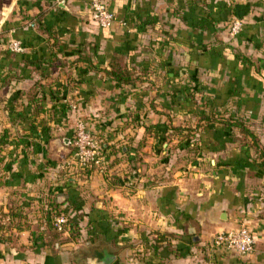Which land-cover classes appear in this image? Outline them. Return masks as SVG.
<instances>
[{
	"label": "crops",
	"instance_id": "obj_1",
	"mask_svg": "<svg viewBox=\"0 0 264 264\" xmlns=\"http://www.w3.org/2000/svg\"><path fill=\"white\" fill-rule=\"evenodd\" d=\"M103 1L116 16L105 30L90 0H0V212L12 219L0 264H264L262 159L237 129L185 131L219 111L264 149V1ZM117 54L139 83L102 72ZM80 120L101 147L88 172L73 164ZM174 149L194 151L197 169L169 170ZM60 211L78 242L50 236ZM243 224L257 232L251 255L212 247Z\"/></svg>",
	"mask_w": 264,
	"mask_h": 264
},
{
	"label": "built area",
	"instance_id": "obj_2",
	"mask_svg": "<svg viewBox=\"0 0 264 264\" xmlns=\"http://www.w3.org/2000/svg\"><path fill=\"white\" fill-rule=\"evenodd\" d=\"M91 21L100 29H110L116 22V16L109 5L103 0H90ZM243 22L235 19L231 25L232 36L240 34ZM9 50L14 54L25 51L23 43L19 40L9 42ZM73 163L79 169H87L101 164V147L95 134L89 129L86 122L80 120L75 127V135L72 141ZM3 217L4 224L11 222L10 214ZM68 218L64 215L56 216L54 226L58 232L64 231ZM257 232L249 224H243L231 231L220 232L213 238L212 247L223 249L226 252L237 253L239 256H248L255 251L257 244Z\"/></svg>",
	"mask_w": 264,
	"mask_h": 264
},
{
	"label": "trees",
	"instance_id": "obj_3",
	"mask_svg": "<svg viewBox=\"0 0 264 264\" xmlns=\"http://www.w3.org/2000/svg\"><path fill=\"white\" fill-rule=\"evenodd\" d=\"M56 57V56H55ZM123 56L121 54H117L113 60L110 63V69L109 70H103L102 72L106 75L108 79H110L112 82L116 83L120 86H130L135 85L141 81V78L137 77L131 70H129L126 66L123 64ZM32 102H40L38 98H34ZM36 113L38 114V110H36ZM227 114L221 113L219 111L215 112H203L202 114H199L198 123L195 128H188L187 130V138L189 137V142H192L193 134H196L197 132H201L202 130L206 128H210L212 126H222L229 128L231 130L237 129L242 133L246 138L249 140L251 146L255 149L258 156L262 159L264 164V149L260 147V144L258 142L257 137L253 134V132L248 128V126L240 119L235 118L233 116H226ZM150 130L152 128H149ZM177 132L179 129L174 128ZM0 146H3L0 144ZM82 170V169H81ZM91 170L90 168L83 169V171L88 172ZM58 214H63V212H58ZM64 215V214H63ZM5 214L0 212V218H3ZM65 216V215H64ZM11 224H6L1 226L2 227L9 228V230L12 228L9 226ZM47 230L50 233V236L53 240H55L58 244H65L69 242H78L81 238V227L80 223L74 219H69L67 224L64 226L63 232H58L54 226V222H49L47 226ZM67 233L68 236H64V234Z\"/></svg>",
	"mask_w": 264,
	"mask_h": 264
},
{
	"label": "rangeland",
	"instance_id": "obj_4",
	"mask_svg": "<svg viewBox=\"0 0 264 264\" xmlns=\"http://www.w3.org/2000/svg\"><path fill=\"white\" fill-rule=\"evenodd\" d=\"M173 115H175V114H173ZM176 117V116H175ZM195 119H196V122L198 121V119H199V114L198 115H196L195 116ZM177 122V121H176ZM200 133V132H199ZM74 135H75V133H74ZM74 137V136H73ZM194 137H195V139L197 140V138H198V135L197 136H195L194 135ZM195 139L193 140V141H195ZM194 150L195 151V149L194 148H189V150ZM188 149H186V150H176V149H174L173 150V152H172V158H170V160L169 161H167L166 162V164H167V168H169V170H170V168L173 166V167H179V169H183L184 171H185V173L186 174H188V173H190V172H192L193 170H195V169H197V167L196 166H192L191 168H189L188 169V165H189V163H191V160H192V158L194 157V154H195V152L194 151H189ZM185 158H187V160H188V162L185 160ZM176 162V163H175ZM74 164V163H73ZM75 165V164H74ZM76 166V165H75ZM75 166H73V165H69L68 167H69V169H72V168H74ZM164 168V167H163ZM79 170V169H78ZM186 174H184V175H186ZM229 253H231V254H233V255H236L237 253H232V252H229ZM238 255V254H237Z\"/></svg>",
	"mask_w": 264,
	"mask_h": 264
},
{
	"label": "water",
	"instance_id": "obj_5",
	"mask_svg": "<svg viewBox=\"0 0 264 264\" xmlns=\"http://www.w3.org/2000/svg\"><path fill=\"white\" fill-rule=\"evenodd\" d=\"M263 1H264V0H263ZM66 143H70V141H69V140H67V141H66Z\"/></svg>",
	"mask_w": 264,
	"mask_h": 264
}]
</instances>
